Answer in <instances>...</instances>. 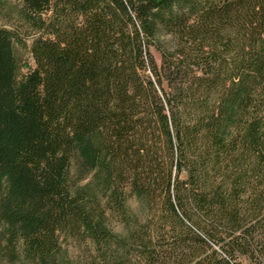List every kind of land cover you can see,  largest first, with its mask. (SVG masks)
<instances>
[{
	"label": "trees",
	"instance_id": "obj_1",
	"mask_svg": "<svg viewBox=\"0 0 264 264\" xmlns=\"http://www.w3.org/2000/svg\"><path fill=\"white\" fill-rule=\"evenodd\" d=\"M0 20V264H264V0Z\"/></svg>",
	"mask_w": 264,
	"mask_h": 264
},
{
	"label": "rangeland",
	"instance_id": "obj_2",
	"mask_svg": "<svg viewBox=\"0 0 264 264\" xmlns=\"http://www.w3.org/2000/svg\"><path fill=\"white\" fill-rule=\"evenodd\" d=\"M13 1H16V0H13ZM3 22L0 20V24H2ZM153 54H154V57L156 58V60L158 59V55L155 53V52H153ZM23 71H24V69H23Z\"/></svg>",
	"mask_w": 264,
	"mask_h": 264
}]
</instances>
